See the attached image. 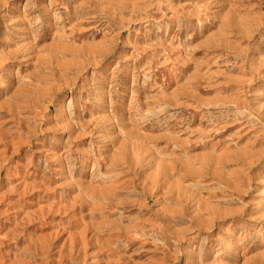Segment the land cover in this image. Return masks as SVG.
<instances>
[{"label":"rangeland","instance_id":"obj_1","mask_svg":"<svg viewBox=\"0 0 264 264\" xmlns=\"http://www.w3.org/2000/svg\"><path fill=\"white\" fill-rule=\"evenodd\" d=\"M0 264H264V0H0Z\"/></svg>","mask_w":264,"mask_h":264}]
</instances>
